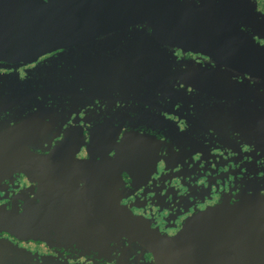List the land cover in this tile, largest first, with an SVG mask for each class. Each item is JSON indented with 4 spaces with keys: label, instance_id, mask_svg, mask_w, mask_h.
Wrapping results in <instances>:
<instances>
[{
    "label": "flooded vegetation",
    "instance_id": "af4514ba",
    "mask_svg": "<svg viewBox=\"0 0 264 264\" xmlns=\"http://www.w3.org/2000/svg\"><path fill=\"white\" fill-rule=\"evenodd\" d=\"M178 1L161 30L111 21L0 55V264H162L154 241L222 204L241 218L212 229L198 262L248 264L243 214L264 204V0Z\"/></svg>",
    "mask_w": 264,
    "mask_h": 264
},
{
    "label": "water",
    "instance_id": "95a60500",
    "mask_svg": "<svg viewBox=\"0 0 264 264\" xmlns=\"http://www.w3.org/2000/svg\"><path fill=\"white\" fill-rule=\"evenodd\" d=\"M178 5V0H1L0 55H21L40 48L47 51L67 46L98 33L102 27L109 28L111 21H116V26L152 19L158 24H152L153 30H161L164 25L160 15L174 12ZM7 20L16 25L1 24ZM68 144L64 140L58 148ZM14 156L8 155L7 159ZM241 205L222 204L197 214L176 235L154 241L156 256L162 264H199L198 254H209L212 229H226L228 220L238 221ZM263 206L252 202L251 208L243 214V227L247 228L244 236L249 244L248 264H264ZM214 221H219L217 227L212 226Z\"/></svg>",
    "mask_w": 264,
    "mask_h": 264
}]
</instances>
